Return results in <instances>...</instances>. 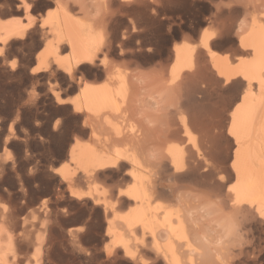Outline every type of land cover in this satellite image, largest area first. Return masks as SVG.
I'll list each match as a JSON object with an SVG mask.
<instances>
[{
    "label": "bare ground",
    "instance_id": "6f19581e",
    "mask_svg": "<svg viewBox=\"0 0 264 264\" xmlns=\"http://www.w3.org/2000/svg\"><path fill=\"white\" fill-rule=\"evenodd\" d=\"M0 1V58L38 35L44 49L32 75L55 67L77 83L73 99L51 85L83 124L51 170L56 210L41 206L49 220L73 205L89 209L87 228L104 232L105 262L264 264V0ZM199 1L209 17L195 24ZM41 2L51 10L36 19ZM5 7L24 22L5 20ZM124 16L130 27L120 29ZM230 33L239 42L234 56L216 50ZM209 70L225 84L241 79L221 127L195 113L207 99ZM9 132L6 143L14 123ZM11 214L0 210V264H24L28 222ZM68 232L81 244L82 231Z\"/></svg>",
    "mask_w": 264,
    "mask_h": 264
},
{
    "label": "rangeland",
    "instance_id": "374dc122",
    "mask_svg": "<svg viewBox=\"0 0 264 264\" xmlns=\"http://www.w3.org/2000/svg\"><path fill=\"white\" fill-rule=\"evenodd\" d=\"M223 1L225 4L236 3L237 1L239 4L246 3V0ZM259 1L247 0V3ZM206 4L203 1L196 4L195 24L209 17ZM14 6L15 4H13ZM36 9L33 15L39 19L50 12L51 7H48L45 2H41ZM7 10L10 11V8H4L7 13L4 17L5 20L24 22L23 13L8 12ZM116 11H119V7L114 8L115 13H117ZM134 13L132 12V14ZM134 16L137 17L136 13ZM123 19L124 23L121 22L120 29L125 26L129 28V18L124 16ZM203 28L211 31L207 26H203ZM37 36L33 40L28 39L26 42L28 45L24 47L19 41V43L16 41L12 46L13 48H10L12 50L6 52V59L3 60L5 56L0 58V210L10 213L11 216L13 213L15 216L12 218L13 221L17 220L18 222L19 220L18 223H21V226L24 221L28 222L25 224L26 235L31 240L21 241L23 243L21 251L26 257L24 264H129L120 259L114 260L115 263L113 261L105 262V254H103L105 244L102 240L104 232L98 231L94 226L90 229L87 228L91 215L89 209H78L73 205L68 209L67 214H64L65 217L63 216L57 221L55 217L49 220L50 218L41 209L45 200L52 211L56 210L54 192L57 191L58 185L57 178L51 170L60 166L59 162H61L63 150L65 151L67 148L71 131L81 127L83 122L76 119L74 114L75 119L72 117L71 105H59L51 93V85L54 84L62 98L73 99L78 94V91L75 90L76 82L70 81L55 67L50 71L32 75V70L37 66L36 54L44 49L41 37L38 36L37 38ZM152 41L155 44L156 41ZM236 41L233 33L223 35L218 40L217 52L234 56V50L239 48V42ZM40 43L41 45H39ZM19 44L20 46H18ZM11 66L14 68L13 71ZM211 71H207L205 75V81L208 83L207 99L203 102L204 104L196 102L195 113L199 117L203 115L201 118L205 119L208 127L212 126L211 128H213L223 126L224 118L232 111L231 108L233 107L230 105H233L236 95L240 96L243 89L240 87V78L225 84L214 71ZM96 74V70L90 72L88 80L93 81ZM74 120H77V123H72L75 122ZM57 121L60 126L58 125L55 130ZM64 122L69 126L71 123L74 125L71 126V129L68 126L67 130L70 132L66 131ZM69 122L71 123L69 124ZM12 123H14V135L11 136L10 142L6 143L5 140L10 135L9 128ZM60 134L61 136L58 138L56 135ZM68 135L69 137H67ZM61 139L64 141H60ZM61 145H63V149H61ZM220 145L224 148L225 142L222 141ZM48 149L54 150L52 152ZM34 165L39 167L37 174L32 172ZM34 174L38 178L37 183L32 181ZM94 222H98V219ZM21 226L16 230L17 235L23 232ZM77 229L82 231L81 235L84 237L81 244H75L68 232ZM8 258L11 262L12 256ZM158 264L162 263L159 262Z\"/></svg>",
    "mask_w": 264,
    "mask_h": 264
},
{
    "label": "snow or ice",
    "instance_id": "6c2138e0",
    "mask_svg": "<svg viewBox=\"0 0 264 264\" xmlns=\"http://www.w3.org/2000/svg\"><path fill=\"white\" fill-rule=\"evenodd\" d=\"M13 66H15V65L13 64Z\"/></svg>",
    "mask_w": 264,
    "mask_h": 264
}]
</instances>
